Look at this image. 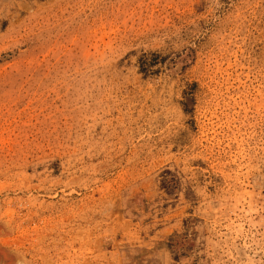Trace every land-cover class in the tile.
<instances>
[{
	"label": "rangeland",
	"instance_id": "374dc122",
	"mask_svg": "<svg viewBox=\"0 0 264 264\" xmlns=\"http://www.w3.org/2000/svg\"><path fill=\"white\" fill-rule=\"evenodd\" d=\"M0 264H264V0H0Z\"/></svg>",
	"mask_w": 264,
	"mask_h": 264
}]
</instances>
